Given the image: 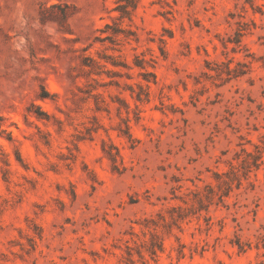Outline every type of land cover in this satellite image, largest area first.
I'll return each instance as SVG.
<instances>
[{"label":"rangeland","instance_id":"1","mask_svg":"<svg viewBox=\"0 0 264 264\" xmlns=\"http://www.w3.org/2000/svg\"><path fill=\"white\" fill-rule=\"evenodd\" d=\"M118 1L0 0V264H264V0Z\"/></svg>","mask_w":264,"mask_h":264},{"label":"trees","instance_id":"2","mask_svg":"<svg viewBox=\"0 0 264 264\" xmlns=\"http://www.w3.org/2000/svg\"><path fill=\"white\" fill-rule=\"evenodd\" d=\"M139 0H119L122 4L118 5V9L122 15L128 14V8H135ZM76 13V8L72 5L57 3L52 5H40L38 9V19L40 24L51 23L56 25L59 31L63 33H69L68 21ZM41 99L44 96H40Z\"/></svg>","mask_w":264,"mask_h":264}]
</instances>
